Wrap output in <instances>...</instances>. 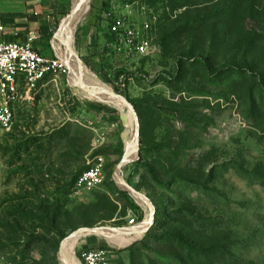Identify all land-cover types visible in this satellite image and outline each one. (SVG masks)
I'll return each mask as SVG.
<instances>
[{
	"label": "rangeland",
	"instance_id": "obj_1",
	"mask_svg": "<svg viewBox=\"0 0 264 264\" xmlns=\"http://www.w3.org/2000/svg\"><path fill=\"white\" fill-rule=\"evenodd\" d=\"M64 1L50 40L70 13ZM117 24L146 51L128 49ZM71 48L134 108L136 155L119 173L151 210L113 176L119 111L83 97L69 70L50 73L0 128V264H60L73 231L133 236L128 221L148 215L130 245L90 234L75 257L84 264L88 246L107 250V264H264V0H88ZM96 162L101 183L78 184Z\"/></svg>",
	"mask_w": 264,
	"mask_h": 264
},
{
	"label": "built area",
	"instance_id": "obj_2",
	"mask_svg": "<svg viewBox=\"0 0 264 264\" xmlns=\"http://www.w3.org/2000/svg\"><path fill=\"white\" fill-rule=\"evenodd\" d=\"M110 29L117 31L128 49L135 48L139 53L146 51L145 42L136 44V35L132 28L117 24ZM65 69L66 65L58 55L44 57L28 41H0V128L13 122L18 108L32 98L37 83L43 81L46 75ZM101 180L100 162L88 166L77 179L78 184L85 187L99 185ZM138 223L140 222L133 218L128 221L129 226ZM107 253L103 248H81L79 255L84 264H107Z\"/></svg>",
	"mask_w": 264,
	"mask_h": 264
},
{
	"label": "bare ground",
	"instance_id": "obj_3",
	"mask_svg": "<svg viewBox=\"0 0 264 264\" xmlns=\"http://www.w3.org/2000/svg\"><path fill=\"white\" fill-rule=\"evenodd\" d=\"M88 8V0H72V7L70 10V13L67 15L66 18V26L65 29L60 32V34L63 32V36L60 44V52L62 57L60 59L64 62L66 65V68L68 71V74L71 78H73V83L77 87V91L81 93V95L85 98L97 101V102H103L108 105L113 106L116 108L121 116L124 118L127 129L124 132V149H123V155L122 158H124V162H127L130 160L136 152V146H135V126H134V118L133 114L130 111L129 106L124 103L122 98L115 93L112 88L108 87L107 85L103 84V82H98V80L92 76L89 75L86 71L89 72V70L83 66L84 70L79 62V60L74 53L72 52L71 48V42H72V35L75 29L76 24L78 21L82 18V16L85 14L86 10ZM65 48V49H64ZM65 50V51H64ZM77 59V60H76ZM80 61V60H79ZM71 73V74H70ZM118 187L128 189L130 188L125 181L120 177L119 170L116 168L113 174ZM135 197H137L140 200V204L143 206V199L136 196V194H132ZM146 207L148 209V212L150 213L151 206L149 202H146ZM144 207V206H143ZM150 216L148 215L142 222L136 224L137 230L133 236H124V235H114L113 233L106 231L103 228L95 227L92 229H86L82 232H72L68 234L66 237H64L59 246V250L57 252V258L59 260L60 264H80L77 258L74 254V247L76 243L83 239L84 237H88L90 234L96 235L104 240L106 243H111L114 246L118 248H124L128 245H130L135 239L140 238L141 234L145 232L149 226ZM109 229H116L106 226ZM128 227H134V226H128Z\"/></svg>",
	"mask_w": 264,
	"mask_h": 264
},
{
	"label": "crops",
	"instance_id": "obj_4",
	"mask_svg": "<svg viewBox=\"0 0 264 264\" xmlns=\"http://www.w3.org/2000/svg\"><path fill=\"white\" fill-rule=\"evenodd\" d=\"M64 7L63 0H0V41H28L44 57H62L59 42L63 32L52 40L49 34ZM64 22L66 26V19L61 30Z\"/></svg>",
	"mask_w": 264,
	"mask_h": 264
},
{
	"label": "water",
	"instance_id": "obj_5",
	"mask_svg": "<svg viewBox=\"0 0 264 264\" xmlns=\"http://www.w3.org/2000/svg\"><path fill=\"white\" fill-rule=\"evenodd\" d=\"M67 15H68V14H67ZM67 15H66V16H67ZM66 16H65V17H66ZM77 58H78V57H77ZM78 59H79V58H78ZM79 60H80V59H79ZM118 95L122 98V100L124 101V103H126V104L129 106L130 111H131L132 114H133V118H134V126H135V136H134V140H135V146H136V149H137V144H138V133H137V131H138V121H137L136 113H135V111H134V108H133L132 105L130 104V102H129L124 96H122L121 94H118ZM123 119H124V118H123ZM135 155H136V152H135ZM123 163H124V158L121 157L120 161H119L118 164H117V169H118V170H119L120 166H122ZM119 188L127 191V189H125V188H121V187H119ZM127 192H129L130 195H131V194H136V196H138V197L142 198L144 201L148 202V200H147V199H146L141 193L135 191V190L132 189L131 187L128 189ZM86 229H92V228H79V229L73 231V233H74V232H82V231H84V230H86ZM144 231H145V230H144Z\"/></svg>",
	"mask_w": 264,
	"mask_h": 264
},
{
	"label": "trees",
	"instance_id": "obj_6",
	"mask_svg": "<svg viewBox=\"0 0 264 264\" xmlns=\"http://www.w3.org/2000/svg\"><path fill=\"white\" fill-rule=\"evenodd\" d=\"M87 64H88V63H87ZM45 77H46V76H45ZM45 77H44V78H45ZM114 91H115V92H118L119 94H121V89L118 88V87H115V86H114ZM17 112H18V111H17ZM17 112H16V113H17ZM83 248H90V247L86 246V247H83Z\"/></svg>",
	"mask_w": 264,
	"mask_h": 264
}]
</instances>
